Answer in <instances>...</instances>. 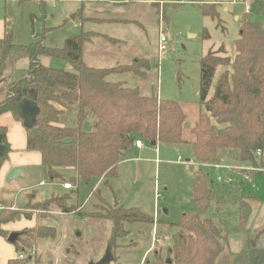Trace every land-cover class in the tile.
Instances as JSON below:
<instances>
[{
    "label": "trees",
    "instance_id": "trees-1",
    "mask_svg": "<svg viewBox=\"0 0 264 264\" xmlns=\"http://www.w3.org/2000/svg\"><path fill=\"white\" fill-rule=\"evenodd\" d=\"M36 1L45 4L49 0ZM251 3L255 11L264 15V0H251ZM199 6L204 15L218 17V13L211 10L215 4ZM78 16L81 24L87 21L82 14ZM238 23L233 58L226 56L221 46L200 60L199 105L194 109L159 98L153 88L144 95L139 84L130 85L129 77L141 79L140 83L147 79L151 65L144 59L106 68L87 66L82 51L95 36L93 33L82 29L78 35L65 39L61 47L44 43L52 27L44 26L41 32L34 34L35 40L26 45L12 43L11 33H6L0 39V93H4L0 115L11 113L21 122L15 112L16 105L25 97L35 102L39 113L34 126L25 128L26 149L40 154L41 164L51 180L64 182L67 176L61 170L72 169L68 180L73 190L44 202L27 204L21 211H0V237H7L2 225L21 217L30 219L33 211L103 218L112 224L107 243L115 262L114 252L121 248L120 241L128 236L130 226L141 224L149 229L158 221L137 208L101 204L96 212L84 213L75 205L67 206L66 201L80 182L87 184L93 179H103L108 184L107 180L116 178L119 163L137 140L155 146H187L192 162L199 165L224 162L237 168H264V25L249 16H243ZM203 36L208 38L205 33ZM107 40L111 44L118 43L113 38ZM13 52L28 59L27 74L3 86L4 63ZM41 56L67 63L72 71L46 67L39 61ZM219 67H224V71L215 82L213 96L208 98ZM156 68H159L158 59ZM112 76L121 77V81H110ZM71 110L76 112V125L59 126V117ZM84 123H88L90 131L83 130ZM5 135L6 129L0 127V144L5 147L0 165L9 152ZM257 176L258 173L250 174L252 179ZM193 177L190 198L197 211L170 224L175 227L171 248L164 258L154 252V259L146 260L145 264H264V245L254 243L246 235L241 248L232 251L227 229L205 216L213 204L224 206L221 201L226 198L237 206L236 214L242 223L258 203L257 198L246 193L241 184H217L212 176L200 171ZM258 177L263 178V172ZM218 192L223 193L220 198L215 197ZM55 235L53 227L40 223L24 229L18 232L13 243L15 252L19 254L25 250L24 246H30L24 237L36 242ZM33 257L22 260L16 257L8 264H40Z\"/></svg>",
    "mask_w": 264,
    "mask_h": 264
},
{
    "label": "rangeland",
    "instance_id": "rangeland-1",
    "mask_svg": "<svg viewBox=\"0 0 264 264\" xmlns=\"http://www.w3.org/2000/svg\"><path fill=\"white\" fill-rule=\"evenodd\" d=\"M18 1L20 4L25 3L28 8L34 5L30 0ZM107 2L109 3L106 4ZM180 3L181 0H49L45 4H40L35 0L36 12L29 14L30 30L33 32L38 26L39 33L44 26L52 27L49 32L52 35L47 41L61 46L63 39L80 33L81 21L78 15L85 16L93 10L98 12L103 9L114 10L117 18L127 22L120 26H106L104 32L124 41V46L120 51L115 49L107 53L101 50L103 44H97L91 49H86V53L92 54L90 56L104 66H110L114 58L129 60L138 55L139 58L146 59L151 65L147 79L140 83L141 79L133 77L130 84H139L144 95H148L149 90L153 88L159 98L177 101L194 109L199 105L200 60L221 46L225 49V55L233 58L234 42L239 35L237 21L243 16H249L264 25V15L255 11L254 7H251L249 14L244 12V6H250L251 0H188V3L187 1L185 4ZM201 4L205 6L215 4L211 10L217 12L218 17L204 15L199 6ZM235 16L239 18L237 21L234 19ZM97 29L102 30L98 27ZM159 32L166 35L167 52L159 60L157 69ZM204 33L208 38L203 36ZM17 54L16 52L10 54L4 63V74L10 76L11 81L20 80L27 74L28 60ZM39 59L42 61V57ZM86 59L87 55L85 61L89 62ZM87 64L91 66L90 63ZM47 67L69 69L67 63L53 59ZM223 71L224 67L216 69L208 98L213 96L215 82ZM6 80L3 75V86L8 85ZM191 121L190 119L185 127ZM58 125L74 127L76 112L66 111L59 117ZM2 146L5 149L4 145ZM156 149L157 153L155 146L150 144H146L144 151L138 153L131 148L124 163L118 166L116 178L107 180L108 184L103 179L99 182L93 179L87 184L80 182L76 192L71 193L70 199L66 201L67 206L75 205L84 213L96 212L101 204L105 207L107 204L110 206L118 204L126 209L137 208L151 217H154L156 211L158 224L155 227L148 229L141 224L130 226V233L120 241L121 248L115 250V262L111 264H145L146 260L154 259V252L164 258L172 246L171 237L175 232V227L170 224L178 223L183 215L197 211L195 203L190 198L194 181L190 174L200 171L211 177L208 169H198L190 165L192 154L189 147L157 144ZM178 157L180 162L177 161ZM259 168L261 167L256 166V169ZM61 171L67 176L64 183L71 186L68 191L62 188L58 180L52 182L48 176L41 175L37 169L32 168L15 179L12 184H6L4 188L9 191L5 193L11 195L14 204L18 206L25 198L24 193L30 189L37 191L39 200L42 197L46 198L51 191L55 192L56 196L68 194L73 190L68 180L72 169ZM258 176L253 179L256 189L250 190L251 184L248 183L243 185V190L258 200L244 222H239L237 206L227 202L226 198L221 201L224 206L213 204L205 215L227 229L229 234L227 240L232 251L241 248L244 243L242 239L246 235L254 243L264 237V177ZM41 181L44 182V186L38 185ZM222 194L218 192L215 197L220 198ZM29 204L35 202L30 199ZM37 216L40 225L53 227L56 235L54 238L39 239L36 242L24 237L23 240L30 243V246H24L25 250L22 251L26 258L31 247L36 251L33 258L38 259L40 264H89L98 262L104 256L112 229L109 220L74 213L50 215L43 211H39ZM154 238L156 241L153 244ZM6 245L11 247L10 244ZM14 255L17 257L18 253L15 252Z\"/></svg>",
    "mask_w": 264,
    "mask_h": 264
},
{
    "label": "crops",
    "instance_id": "crops-1",
    "mask_svg": "<svg viewBox=\"0 0 264 264\" xmlns=\"http://www.w3.org/2000/svg\"><path fill=\"white\" fill-rule=\"evenodd\" d=\"M33 2L35 5V0H30ZM107 2L106 4H108ZM32 4V5H33ZM97 4V3H95ZM104 4V5H106ZM28 6L25 3L20 4L18 0H0V39L3 38V36L6 33H11L12 35V43L17 44V45H26L31 42H33L34 37L33 33L38 32V26H36L35 30L31 32L30 30V23H29V14L33 12L35 14V6ZM101 5V4H100ZM102 5V6H104ZM116 7V6H115ZM251 8V6H250ZM114 11V10H113ZM111 11V9H103L101 12H98L97 10H93L90 13H87L84 17V19H87V21L84 24H81L80 22V31L86 27L87 29L84 30L85 32L93 33L95 36L91 38V40L86 43L83 47L82 51V57L83 61L86 65H89L87 63H90L93 68H106V67H112L117 64H130L132 61L135 59H141L139 58L138 55H134L131 59L129 60H121L120 58H114L112 61V64L110 66H104L103 64H98L95 60V58L91 57L89 53H86V49H91L92 46H95L97 44H103V47L101 50L102 52H111L113 50L120 51L121 48L124 46V41H120L119 39H116L114 37L109 36L106 34L104 31V27L106 26H120V25H125L126 20L117 18L115 16L114 12ZM227 11V9H225ZM88 12V10H87ZM113 12V13H112ZM116 12V11H115ZM245 12V11H244ZM86 13V12H85ZM250 13V12H249ZM248 13V14H249ZM79 14V13H78ZM235 21H237L239 18L235 16ZM238 22V21H237ZM50 27V26H48ZM89 27V28H88ZM102 28V30L97 29ZM79 34V33H78ZM76 34V35H78ZM46 41L44 43L47 46H54V47H61L60 45H55L53 42H48L47 38L51 36V33L46 34ZM73 37V36H71ZM107 38H113L118 41L117 44H111ZM64 42V39H63ZM63 44V43H62ZM95 48V47H94ZM97 48V47H96ZM98 49V48H97ZM87 55V59L89 62L85 61V57ZM100 56V55H99ZM104 56L105 55H101ZM100 56V57H101ZM42 61L40 63L44 66H48L51 63L52 58H49L47 56H41ZM24 58V57H23ZM27 59V58H26ZM28 60V59H27ZM146 60V59H144ZM101 63V62H100ZM69 69L66 71H72V67L68 64ZM28 69V67H27ZM4 74V78H6L7 82L10 83L12 82L10 79V76H6ZM131 78H128L129 83L131 82ZM110 81L112 82H118L121 81V77L118 76H112L110 78ZM123 81V80H122ZM134 83L130 84L133 85ZM4 85V84H3ZM3 94L0 95V100ZM0 127L6 129V143L9 148V152L7 154V157L5 161L0 165V211L2 210H9V211H21L23 210L27 204H29L30 199H32L35 204L39 202H44L51 197H55V192H50L46 198H41L40 200L37 198L38 194L36 190H29L28 192L24 193L25 198H23L22 203L18 206L15 205L14 200L12 199V196L9 194H6L5 191H9V189H5L4 186L6 184H12L15 179L19 178L21 175L25 174L27 171L31 170L32 168L37 169L39 174L43 175L46 174L45 169L43 168L41 164V156L38 152L36 151H28L26 149V131L25 128L23 127L21 122H18L14 119L13 115L11 113H3L0 115ZM143 143V148L142 149H137L136 147H132L137 153L144 151V148L146 146V143L141 141ZM131 149V148H130ZM129 149V150H130ZM128 150V151H129ZM127 151V152H128ZM126 152V154H127ZM126 154L124 157V160L119 163L118 166H120L122 163H124L126 159ZM13 168H21L22 171L17 175V177L13 178L10 182H6V176L11 171ZM197 170V169H196ZM62 172V171H61ZM195 173L190 174L191 176H194ZM50 179V178H49ZM51 180V179H50ZM98 182L101 179H97ZM52 182L57 181V180H51ZM60 182V181H59ZM62 188L64 182H60ZM39 186H44V182L41 181L38 183ZM64 189V188H63ZM65 191H68L70 189H64ZM45 199V200H43ZM32 216L30 219H26L21 217L19 220L10 222L8 224L2 225V229L5 231L6 235L9 236L10 233H17L20 231H23L24 229H29L36 224L40 223V219L37 216L38 212L36 211L32 212ZM57 214V213H53ZM7 237H0V264H8L10 260L15 259V249L13 244L9 243L7 241ZM10 244L11 247H8Z\"/></svg>",
    "mask_w": 264,
    "mask_h": 264
},
{
    "label": "built area",
    "instance_id": "built-area-1",
    "mask_svg": "<svg viewBox=\"0 0 264 264\" xmlns=\"http://www.w3.org/2000/svg\"><path fill=\"white\" fill-rule=\"evenodd\" d=\"M185 1L188 0H181L180 4H185ZM244 11L246 14H248L251 11V8L249 5L244 6ZM161 24V22H160ZM167 52V38L166 35L163 32H159V38H158V60L162 59L163 56ZM135 147L137 149H142L143 148V143L141 140L135 141ZM155 153H157V149L155 146ZM257 155L260 156L261 153L258 151ZM180 158L178 157L177 161H179ZM188 162V161H186ZM190 165L196 166L198 169H208L211 173V176L213 178V181L216 182L217 184H228V185H233V184H241L242 186L246 183L251 184L250 190L256 189V186L253 184V179L250 177L251 171H254L255 173H264V168L261 167L259 169L254 168H240V167H232L229 164H226L224 162H219V163H206V164H195L194 162H191ZM264 166V162L262 164ZM242 170H245L243 173L240 172ZM64 189H71V186L68 183L63 184ZM154 220L156 221V211L154 215ZM156 224L154 225V227ZM156 238L153 239V244L155 243ZM36 254L35 248L31 247L28 249V256L33 257ZM17 258L22 260L26 258L23 252H20L17 255Z\"/></svg>",
    "mask_w": 264,
    "mask_h": 264
},
{
    "label": "water",
    "instance_id": "water-1",
    "mask_svg": "<svg viewBox=\"0 0 264 264\" xmlns=\"http://www.w3.org/2000/svg\"><path fill=\"white\" fill-rule=\"evenodd\" d=\"M16 115L21 119V123L24 128H29L34 126L35 124V118L39 113V109L35 102H33L29 97H25L22 99L15 107ZM84 131H90V127L88 123H84L83 125ZM1 141V137H0ZM151 146H155L154 143L150 144ZM5 149L0 144V156L4 153ZM22 171L21 168H13L6 176V182H10L13 178L17 177V175ZM18 238V233H11L7 241L11 244H13L16 239ZM256 244L263 243L264 245V237L258 239ZM113 260L112 254L110 252V249L107 247L104 253V256L98 261V262H90L89 264H111Z\"/></svg>",
    "mask_w": 264,
    "mask_h": 264
}]
</instances>
